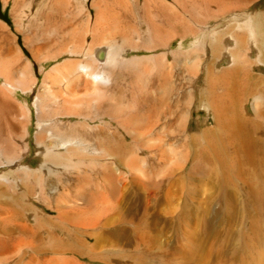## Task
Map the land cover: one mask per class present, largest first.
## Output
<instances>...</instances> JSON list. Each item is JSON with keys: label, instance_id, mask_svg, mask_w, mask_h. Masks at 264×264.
<instances>
[{"label": "bare ground", "instance_id": "bare-ground-1", "mask_svg": "<svg viewBox=\"0 0 264 264\" xmlns=\"http://www.w3.org/2000/svg\"><path fill=\"white\" fill-rule=\"evenodd\" d=\"M12 1L18 32L24 24L33 29L24 34L27 46L36 28L57 24L63 13L73 19L62 30L69 38L65 42L31 45L43 74L40 81L8 25L0 22V264L105 263L95 245L105 238L109 223L157 209L169 198V173L189 159L183 143L190 90L169 94V30L160 46L153 39L156 33H150L136 47L125 36L117 40L114 22L94 48L88 39L91 17L74 13L92 8L100 22L107 10L131 13L139 7L137 0H93L90 5L87 0ZM211 2L218 22L208 33L177 26L171 37H180L178 46L186 50L182 37L188 34V50L202 52L199 63L182 68V76L187 72L202 83L201 107L213 115L218 130L250 153V129L264 132V9L240 15L235 12L248 9L251 0ZM143 4L144 10L157 5ZM164 4L168 18L169 3ZM183 4L174 0L177 7ZM141 48L150 61L159 56L160 71L153 73V66L133 54ZM133 61L142 71L134 75L136 89L125 96L127 90L118 88L121 69ZM177 62L173 56L171 63ZM18 92L31 101L20 100ZM94 103L108 120L88 122Z\"/></svg>", "mask_w": 264, "mask_h": 264}, {"label": "rangeland", "instance_id": "rangeland-1", "mask_svg": "<svg viewBox=\"0 0 264 264\" xmlns=\"http://www.w3.org/2000/svg\"><path fill=\"white\" fill-rule=\"evenodd\" d=\"M137 1L139 7L132 10L133 13L132 11L129 13L128 10L125 12L119 9L107 10L103 13L104 20L100 22H97V14L92 8H89L86 14L76 11L73 17H91L89 19L91 35H88V39L90 38L89 42L91 41L94 48L100 41L105 40L103 35L106 34V38L109 36L111 31L109 28L115 26L114 22H117L116 26L118 25L119 33L122 34L118 33L117 40L120 38V41H123L121 38L124 39L125 36L128 45L130 43V46L136 47H142L143 38L150 33H156L153 39L157 41V46H160L164 41L162 35L169 30L167 55L170 61L167 70L169 94H179L181 90L186 91L188 88L190 90L189 99L192 104L186 122L188 140L183 143L188 150L189 159L182 169L169 173V198L162 202L163 205L156 207L157 209L151 208L152 213L149 212L150 214L142 218L118 219L109 223L105 238L95 245L97 256L102 257L105 263L92 264H264V132L250 129L247 137L250 153H245L238 143L230 140L227 131L218 130L213 115L201 107L202 83L187 72L184 77L181 73L182 68L191 65L192 62L199 63L202 52L188 50V44L192 39L188 34L182 37L186 50L178 46L180 37L175 35L171 37V31L177 26L179 28L181 26V31H184L191 25L195 27L196 32L199 31L197 33H208L209 28L218 22V18H213L212 13L215 9L213 10L214 3L211 1L218 0H179L184 2L182 5L184 8L175 6L174 0H150L157 5L145 10L144 4L142 6L145 0ZM167 1L168 18L167 6H164V2ZM87 2L90 5L93 0ZM251 2L253 3L246 8L247 10L235 13L241 15L244 12L254 13L264 9V0ZM205 4H208L206 5L208 7ZM12 6V0H8L7 3L0 0V22L8 25L7 30L14 37L16 47L31 64L33 63L32 66L34 65L40 81L43 74L40 72V65L32 58L31 45H43L48 40L65 42L69 38L62 30L73 18L69 13H63L57 24L36 28L32 44L27 46L23 39L24 34L27 31L32 32L33 29L24 24L18 32L14 24ZM39 10L37 7L33 9L38 12ZM93 21L96 23L93 24ZM79 23L77 30L80 31ZM158 52H164V49L160 48ZM133 54L139 59L144 58L142 60L153 66V73L161 70L159 56L157 60L151 59V62L146 56L149 53L142 48ZM173 56L177 57L176 64L171 63ZM46 65L45 69H48L49 64ZM221 66L226 64L223 63ZM221 66L219 68L216 66L215 69H220ZM139 71H142V68L137 61L130 62L121 69L123 85L118 88L127 90L125 96H130L136 89L133 80ZM255 74H259L257 69ZM1 81L2 78L0 83ZM17 94L20 100L31 101V96L25 98L20 92ZM244 104L251 113L249 102L246 101ZM98 106V103L92 105L94 112L88 120L90 124L95 125L94 123L100 120H108L102 117V111L98 110ZM171 139L169 135V143L173 142ZM90 238L87 241L94 243V238Z\"/></svg>", "mask_w": 264, "mask_h": 264}]
</instances>
